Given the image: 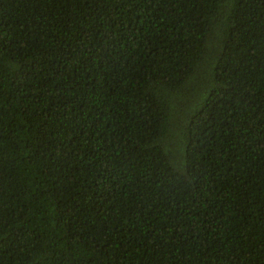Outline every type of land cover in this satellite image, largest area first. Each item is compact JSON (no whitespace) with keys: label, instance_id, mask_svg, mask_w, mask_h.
<instances>
[{"label":"trees","instance_id":"16d2710c","mask_svg":"<svg viewBox=\"0 0 264 264\" xmlns=\"http://www.w3.org/2000/svg\"><path fill=\"white\" fill-rule=\"evenodd\" d=\"M0 264H264V0H0Z\"/></svg>","mask_w":264,"mask_h":264}]
</instances>
